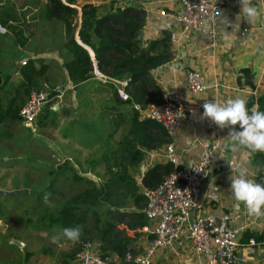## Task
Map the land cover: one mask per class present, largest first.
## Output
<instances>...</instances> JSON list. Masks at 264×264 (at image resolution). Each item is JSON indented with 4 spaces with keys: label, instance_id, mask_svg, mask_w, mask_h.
<instances>
[{
    "label": "crops",
    "instance_id": "1",
    "mask_svg": "<svg viewBox=\"0 0 264 264\" xmlns=\"http://www.w3.org/2000/svg\"><path fill=\"white\" fill-rule=\"evenodd\" d=\"M61 2L64 3V0ZM215 2L218 11L212 23L203 20L197 28L185 31L174 17L180 10L178 0H73L69 6L76 10L77 18L73 19L75 28L72 36L77 44L87 50L92 59V52L81 44L77 36L82 5L90 4L97 7L98 12L104 13H116L125 8L136 9L140 12L142 25L134 42L141 47L152 45L153 54L159 55L164 51L168 55L166 61L151 70L150 78L160 90L161 95H179L184 99L187 108L173 134L169 136L164 131L166 141L155 148L144 151L141 162L133 168L132 178L138 188V194L142 196L144 187L140 182L147 171L157 165L170 164L166 153L168 144L171 145L172 155L175 157V164H170L173 170L174 167L193 165L202 152L203 144L216 143V149L207 167V179L199 188L201 212L203 215L214 217L226 215L229 226L239 231V243L242 245H245L249 239L260 240L254 241L253 247L238 248L234 264H264V218L249 216L243 204L239 208L236 207L229 179L231 175L232 177L243 176L254 181L260 178V184H264V156L260 152L253 153L243 146L234 144L227 137L228 129L221 130L210 120L201 119L202 105L207 101L215 100L222 103L228 98L240 97L247 100L249 109L257 105V96L264 93V18L251 22L241 18L238 22L239 27L236 29L237 15L241 12L239 0H215ZM253 3L258 9L264 8V1L253 0ZM46 4L47 0H0V11L5 8H11L14 12L19 11L18 9H39L41 19L38 21L36 17L27 20L23 13L29 26L22 30V35L32 34L23 47L15 44L9 28L0 25L3 29L0 32L2 79L0 92L8 91L9 85L18 75L16 69L24 59L51 58L60 77L56 86L66 87L65 92L73 98L72 105L65 108L72 109L76 114L72 122L68 123L69 131L62 133L63 139L60 141L64 144L68 139L74 140L77 136L79 143L84 146H87L90 141L94 143L98 139V130L100 131L103 122H106L105 129L109 130L106 137L112 138V131L116 127H113L114 124L117 125L123 119L122 116L129 114L127 106L117 104L114 100V97L119 98L114 83L117 80L103 76L93 66L92 72L80 83L68 81L63 68L64 62L70 58L65 45L67 36L64 25L60 20L43 16ZM38 22L40 24L57 23L60 28L55 35L44 31L43 40L39 45L34 46L31 40ZM11 24L15 25L13 22ZM20 26L23 25L20 24ZM243 28L247 31L240 35ZM211 29L213 30L212 35L209 34ZM171 35L174 37L172 38ZM3 36L11 38L14 44L12 50L3 49L1 44ZM47 43L55 44V47L49 48ZM11 55L12 62L9 66ZM189 70L199 72L205 84L203 91L192 93L186 88L185 74ZM63 95L65 96V93ZM63 95L58 99L57 105H52L50 109L45 108L40 116L46 112L48 115L57 114L59 107L63 105ZM92 99L94 100L91 101ZM152 103L154 102H146L145 105ZM93 113L95 115L92 117ZM52 115L50 119L47 116L43 120L45 126L46 122L51 121ZM138 119L149 120L140 117L139 114ZM127 122L129 125V121ZM150 131L153 137L154 130ZM14 138V122L6 119L0 124V147L3 146L4 140ZM136 148L142 149L139 146ZM70 165L72 168L75 167L73 162ZM90 165L88 172L98 166L106 170L107 166H112V163L111 165L105 164L97 157ZM113 169L111 167V170ZM163 177L164 175L161 179ZM153 228L154 223L145 219V225L139 230L127 231L126 236L130 244L126 252L137 255L147 250L153 239ZM247 236H250L249 239ZM92 248L94 247L91 246L89 250L92 251ZM110 257L115 258L120 264L116 256L112 254ZM150 264H204V262L196 256L193 247L188 242L177 239L167 247L156 248L152 253Z\"/></svg>",
    "mask_w": 264,
    "mask_h": 264
},
{
    "label": "trees",
    "instance_id": "2",
    "mask_svg": "<svg viewBox=\"0 0 264 264\" xmlns=\"http://www.w3.org/2000/svg\"><path fill=\"white\" fill-rule=\"evenodd\" d=\"M72 3L73 0H64V3L61 0H47L43 10L45 18L60 20L64 25L67 36L65 45L70 53V58L63 64L67 79L71 83H80L92 72L94 66L103 76L123 82L127 99L121 101L114 97V100L129 108V125L115 146L109 145L99 154L102 162L108 165L112 163L111 167L114 168L111 170L107 166L106 180L98 186L90 184L88 180L84 181L86 189L71 197L55 212L53 218L49 215L48 222L59 224L61 228L82 226L81 238L70 251L72 258L86 244L96 241L97 251L101 256L113 254L121 264L123 254L130 244L127 231L135 232L145 225L142 214L145 202L138 194L132 178L133 168L141 162L144 151L166 141L161 126L149 120H139L137 112L132 109V103L143 106L146 102L160 101L161 92L150 78V72L166 61L168 55L164 51L159 55L153 54L152 45L141 47L134 42L142 25V17L136 9L125 8L116 13H104L98 12L97 7L84 4L80 7L77 36L81 44L92 52L91 59L87 50L73 39V19L77 16L76 10L69 6ZM25 20L17 10L14 12L11 8H5L0 11V25L9 28L18 47H23L32 35H22V30L29 26ZM48 65L45 59L38 57L26 58L17 67L15 81L9 85L8 91L0 92V124L6 119L14 123L21 122L19 110L29 95L42 86H47ZM1 83L0 73V85ZM110 87L112 88L111 85ZM256 104L264 112V93L257 96ZM47 116L46 112L38 118V129L45 126L43 120ZM115 126L116 124L113 127ZM150 130H154L153 137ZM170 172L172 166L168 163L154 166L144 174L140 183L144 189H152ZM255 182L260 183V178H256ZM13 195L19 199L24 196L22 193ZM8 196L9 194L0 192V197ZM25 221L38 227L39 220L32 214ZM249 237L247 236L248 239ZM257 240L260 241L254 239L255 242Z\"/></svg>",
    "mask_w": 264,
    "mask_h": 264
},
{
    "label": "rangeland",
    "instance_id": "3",
    "mask_svg": "<svg viewBox=\"0 0 264 264\" xmlns=\"http://www.w3.org/2000/svg\"><path fill=\"white\" fill-rule=\"evenodd\" d=\"M18 10L17 12L25 14L27 20L36 17L38 21L41 20L39 9ZM59 28L57 23L38 22L31 43L34 46L39 45L44 31L55 35ZM1 38L3 49L12 50L14 44L11 38ZM47 46L54 48L55 44L47 43ZM44 59L49 64L46 74L48 83L40 90L48 92L53 86L57 87L60 77L51 58ZM11 62L12 55L9 66ZM62 86L63 94L65 93V96L62 94L63 105L59 107L57 114L48 115V119L50 115L52 119L46 122L45 127L36 128L38 119L29 125L14 123L15 138L4 140L0 147V192L9 194L8 198L0 197V264H75V256H70L74 242L65 239L53 242L52 237L62 228L59 224H50L49 215L53 218L55 212L71 197L86 189L84 181L88 180L90 184L98 186L106 180V170L101 167L89 172L87 169L93 159L99 157L103 148L115 146L128 128L126 113L122 116L126 121L122 119L117 123L110 139L106 137L109 130L105 129L106 122H103L94 143L90 141L84 146L76 136L74 140L68 139L63 144L60 141L63 139L62 133L69 131L68 123L72 122L76 114L72 109L65 108L72 105L73 98L65 92L66 87ZM91 115L93 117L95 113ZM72 162L75 164L73 168L70 165ZM16 193L24 194L23 198L13 195ZM29 214L39 220L38 227L25 221ZM11 241L21 243V247L13 246ZM97 243L91 241L83 250L93 246L92 251L98 253Z\"/></svg>",
    "mask_w": 264,
    "mask_h": 264
},
{
    "label": "built area",
    "instance_id": "4",
    "mask_svg": "<svg viewBox=\"0 0 264 264\" xmlns=\"http://www.w3.org/2000/svg\"><path fill=\"white\" fill-rule=\"evenodd\" d=\"M178 1L180 10L174 17L185 31L197 28L203 20L212 23L218 11L215 0ZM246 31L247 29L243 28L240 35ZM209 34H213L212 29ZM171 37L173 38L174 35ZM114 83L117 96L122 101L126 100L124 83L117 81ZM185 85L192 93L205 89V84L196 70L186 72ZM62 94L63 88L58 86L48 92L43 90L32 92L19 110L21 122L24 125L35 123L45 108L50 109L52 105L58 104ZM132 108L140 117L159 124L165 133L171 136L180 119L183 118L187 105L179 95L162 94L157 103L143 106L132 103ZM216 146V143L203 144L202 152L193 165L174 167L158 185L142 191L145 202L142 214L147 221L154 223L153 239L149 248L142 253L132 255L126 252L122 264H150L152 253L156 248L167 247L177 239L188 242L204 264H234L238 248L255 245L253 239H249L245 245L239 243V231L229 226L226 215L214 217L203 215L201 212L199 188L207 179V167ZM166 153L168 162L175 164L170 144L166 146ZM262 155L264 156V153ZM74 263L119 264L115 258L101 256L89 249L81 250L76 254Z\"/></svg>",
    "mask_w": 264,
    "mask_h": 264
},
{
    "label": "clouds",
    "instance_id": "5",
    "mask_svg": "<svg viewBox=\"0 0 264 264\" xmlns=\"http://www.w3.org/2000/svg\"><path fill=\"white\" fill-rule=\"evenodd\" d=\"M239 2L241 12L237 15L236 29L241 18L248 22L264 18V8L258 9L253 0H239ZM202 107L201 119L210 120L221 130L228 129L227 137L234 144L243 146L253 153H264V112L259 110L258 105H253L249 109L246 99L236 97L228 98L222 103L215 100L207 101ZM229 179L236 207L239 208L243 204L249 216L264 218V184L243 176L231 175ZM47 196L46 193L45 199ZM81 235L82 226L77 225L60 229L52 239L53 242L65 239L75 243L79 241Z\"/></svg>",
    "mask_w": 264,
    "mask_h": 264
},
{
    "label": "water",
    "instance_id": "6",
    "mask_svg": "<svg viewBox=\"0 0 264 264\" xmlns=\"http://www.w3.org/2000/svg\"><path fill=\"white\" fill-rule=\"evenodd\" d=\"M2 31H3V29L0 27V32H2ZM11 244L13 246H16L17 248H20L21 247V243L16 242V241H11Z\"/></svg>",
    "mask_w": 264,
    "mask_h": 264
}]
</instances>
